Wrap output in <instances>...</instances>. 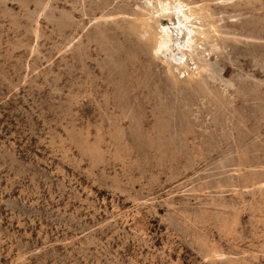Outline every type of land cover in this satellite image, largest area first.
I'll list each match as a JSON object with an SVG mask.
<instances>
[{"label": "rangeland", "instance_id": "1", "mask_svg": "<svg viewBox=\"0 0 264 264\" xmlns=\"http://www.w3.org/2000/svg\"><path fill=\"white\" fill-rule=\"evenodd\" d=\"M0 264H264V0H0Z\"/></svg>", "mask_w": 264, "mask_h": 264}, {"label": "bare ground", "instance_id": "2", "mask_svg": "<svg viewBox=\"0 0 264 264\" xmlns=\"http://www.w3.org/2000/svg\"><path fill=\"white\" fill-rule=\"evenodd\" d=\"M149 2V1H148ZM151 2V1H150ZM153 2V1H152ZM154 3V2H153ZM152 3V4H153ZM156 3H158L157 1H156ZM155 3V4H156ZM170 3V2H169ZM169 3H160V1H159V3H158V7H159V9L160 10H162L163 11V9H168L169 8ZM177 3V2H176ZM179 3V2H178ZM154 4V5H155ZM182 4V3H181ZM177 5V4H176ZM180 7H182L181 5H179ZM185 6V5H184ZM150 8V7H149ZM155 8H157V7H155ZM175 8V7H174ZM179 8V7H178ZM184 8V7H183ZM189 8V7H188ZM188 8H186L187 10H188ZM158 9V8H157ZM157 9H155V10H157ZM177 9V8H176ZM180 9V8H179ZM190 9H191V7H190ZM147 10V9H146ZM149 10V9H148ZM172 10V9H171ZM175 11H177V10H175ZM184 11V10H183ZM145 12V11H144ZM148 12V11H147ZM151 14H152V11H151V8H150V11H149ZM154 12V11H153ZM160 12V11H159ZM150 13H148V16L150 15ZM164 13V12H163ZM156 14V13H155ZM187 14H188V12H187ZM185 15L186 17V19L188 18H191V16H192V13L191 14H188V15ZM157 15V14H156ZM180 15V14H179ZM147 16V15H146ZM155 16V15H154ZM182 16H183V13H182ZM195 16V15H194ZM145 17V16H144ZM151 17V16H150ZM157 17V16H156ZM180 17V16H179ZM198 16L196 15V17L195 18H197ZM200 17V16H199ZM158 18V17H157ZM181 18H183V17H181ZM202 18V17H201ZM149 19V18H148ZM153 19H155V18H153ZM193 20V19H192ZM191 20V21H192ZM147 21V20H146ZM182 21V20H181ZM183 21H185V20H183ZM196 21V20H195ZM198 21H199V19H198ZM197 21V22H198ZM152 22V21H151ZM150 22V23H151ZM185 22H187V21H185ZM196 22V23H197ZM154 23V22H153ZM187 23H189V21L187 22ZM199 23V22H198ZM201 23V22H200ZM179 24H182V23H179ZM195 24V23H194ZM155 25V24H154ZM158 26H160V25H158ZM186 26V25H185ZM198 26V25H197ZM205 26V25H204ZM204 26H202V27H204ZM157 27V26H156ZM191 27V26H190ZM199 27V26H198ZM194 28V27H193ZM157 29V28H156ZM189 29V28H188ZM198 29V28H197ZM199 30V29H198ZM158 31V30H157ZM193 31V30H192ZM195 32H197V31H195ZM199 34V33H198ZM196 35V34H195ZM201 35V34H200ZM159 36V35H158ZM160 38L159 39H157L158 41H157V43H156V45H154L153 43V45L152 46H155V48H156V50H158V51H161L162 49H164V48H166L167 46H168V44H169V42H170V38H171V33H170V31H169V29H165L164 30V32H162V34L159 36ZM189 37V36H188ZM198 37V36H197ZM202 37V36H201ZM212 37H213V35H212ZM209 38H211L210 36H209ZM152 39H153V37H152ZM188 39V38H187ZM192 39V38H191ZM190 39V37H189V39L187 40L188 42H190V41H192ZM190 40V41H189ZM194 40V39H193ZM209 40V39H208ZM153 42V41H152ZM187 42V43H188ZM194 42V41H193ZM190 44V43H189ZM171 45V44H170ZM152 46H151V48H152ZM169 48H170V46H168ZM186 47H188V46H186ZM166 49H168V48H166ZM165 50V49H164ZM154 51H155V49H154ZM153 51V52H154ZM158 51H156V52H158ZM151 52H152V50H151ZM155 53V52H154ZM160 53V52H159ZM163 53H164V51H163ZM156 54V53H155ZM162 54V53H161ZM184 63V62H183ZM183 63H181V64H183ZM184 66H185V64H184ZM188 66V65H187ZM192 70V69H191ZM196 70V69H195ZM187 72V74H188V72L189 71H186ZM192 72V71H191ZM183 73H184V71H183ZM186 74V73H185ZM194 74V73H193ZM196 74V73H195ZM189 75H191V74H189ZM197 76V75H196ZM195 75H194V78L196 77ZM192 77V76H191ZM198 78V77H197ZM187 79V78H186ZM189 79V78H188ZM193 79V78H192ZM188 81V80H187ZM195 81V80H194ZM189 82H191V81H189Z\"/></svg>", "mask_w": 264, "mask_h": 264}]
</instances>
